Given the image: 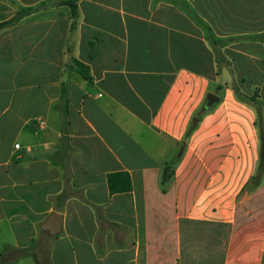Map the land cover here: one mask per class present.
Wrapping results in <instances>:
<instances>
[{
    "label": "crops",
    "instance_id": "1",
    "mask_svg": "<svg viewBox=\"0 0 264 264\" xmlns=\"http://www.w3.org/2000/svg\"><path fill=\"white\" fill-rule=\"evenodd\" d=\"M67 1L0 0V260L264 264V0H186L229 40L220 73L169 0Z\"/></svg>",
    "mask_w": 264,
    "mask_h": 264
},
{
    "label": "trees",
    "instance_id": "2",
    "mask_svg": "<svg viewBox=\"0 0 264 264\" xmlns=\"http://www.w3.org/2000/svg\"><path fill=\"white\" fill-rule=\"evenodd\" d=\"M79 1L80 0H68L67 1V4L72 9V14H73L74 19H76V17H77V10H78V2ZM169 1H171L172 3L177 5L178 9L181 10L185 14V16H187V18L190 21H192L202 31L205 40L207 41V43L209 44V46L213 52L215 62L217 65V69H218V73H220V71L223 68L228 67L229 66V60L227 59L225 53L223 52V49L225 47V44L229 40L217 38L215 36V34L213 33L211 27L197 14V12L191 7V5H189L187 3L186 0H169ZM11 22H13V21L8 22V24ZM2 26H4V24ZM77 65H78V71L80 72V74L85 79L90 80L91 77L89 75V72L83 66V64L78 62ZM233 89H234V93H235L237 99L240 102L248 104V105H253L256 109L259 108L258 102L256 101V99H254L252 97H248L247 95H245L241 91V89L239 88L238 85L234 84ZM206 113H208V110L204 109V110L197 112L193 116V119L191 120V122L189 124V128L187 130L185 140L188 139L190 137V135L193 133V131H195L198 128L199 123L201 122L203 116ZM263 120H264L263 115L259 111L256 126L259 129L261 142H262V145L264 146ZM261 156H262L261 158H263L264 154L262 153ZM169 175H170V172L168 171V169H166V172L164 175V181H166L169 178ZM107 183H108L109 192L112 195L126 193V192H130L132 190V180H131L129 173H127V172H117V173L109 174L107 177ZM249 184H254V186L256 187L257 184H259V183L256 182V177H253V179L250 181ZM28 251H30V249L23 250V253H26ZM41 262H43V261H40L38 264H40ZM6 263H7L6 261L0 260V264H6ZM43 263H47V262H43Z\"/></svg>",
    "mask_w": 264,
    "mask_h": 264
},
{
    "label": "water",
    "instance_id": "3",
    "mask_svg": "<svg viewBox=\"0 0 264 264\" xmlns=\"http://www.w3.org/2000/svg\"><path fill=\"white\" fill-rule=\"evenodd\" d=\"M220 102V98L214 93H208L205 99L206 108H212ZM63 216L60 213L53 212L43 223L41 229L50 234L57 235L62 230Z\"/></svg>",
    "mask_w": 264,
    "mask_h": 264
},
{
    "label": "rangeland",
    "instance_id": "4",
    "mask_svg": "<svg viewBox=\"0 0 264 264\" xmlns=\"http://www.w3.org/2000/svg\"><path fill=\"white\" fill-rule=\"evenodd\" d=\"M236 85H238V84H236ZM219 86H220V81L218 82V83H215V82H213L212 84H211V88H210V90H212V91H217V93L219 92L218 91V88H219ZM201 110H204V108L201 106L200 107V111ZM36 261L34 260V259H32V257H30L29 255L27 256V255H23V256H21V257H19L14 263H12V264H36L35 263ZM40 264H47V263H43V262H41Z\"/></svg>",
    "mask_w": 264,
    "mask_h": 264
},
{
    "label": "built area",
    "instance_id": "5",
    "mask_svg": "<svg viewBox=\"0 0 264 264\" xmlns=\"http://www.w3.org/2000/svg\"><path fill=\"white\" fill-rule=\"evenodd\" d=\"M15 148H17V149H18V148H19V145L17 144V145L15 146Z\"/></svg>",
    "mask_w": 264,
    "mask_h": 264
}]
</instances>
